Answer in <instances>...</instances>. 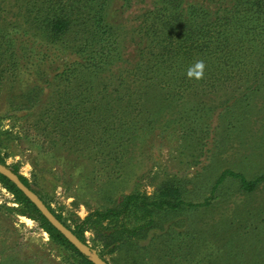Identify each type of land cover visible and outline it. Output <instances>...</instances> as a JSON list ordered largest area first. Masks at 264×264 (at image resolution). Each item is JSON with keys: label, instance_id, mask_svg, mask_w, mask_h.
Returning a JSON list of instances; mask_svg holds the SVG:
<instances>
[{"label": "rangeland", "instance_id": "374dc122", "mask_svg": "<svg viewBox=\"0 0 264 264\" xmlns=\"http://www.w3.org/2000/svg\"><path fill=\"white\" fill-rule=\"evenodd\" d=\"M29 1L0 0V51L7 56L10 50L17 53L22 47L16 38L23 32L26 45L37 48L21 71L9 74L0 90V156L5 164L17 167L35 194L71 227L74 220L113 206L129 194L154 201L161 199L163 188L181 186L182 200L193 206L183 205L168 215L158 211L159 217L136 212L105 223L106 231L85 232L89 247L108 264H125L129 246L144 253L146 264H153L149 254L159 255L158 264H165L170 257L160 252L161 243L172 247V256L178 255L172 258L174 264H264V181L251 193L243 192L235 179L216 185L225 170L248 180L264 173V62L259 57L263 38L245 36L246 56L237 59L230 72L218 70L215 63L207 68L202 82L184 92L177 87L183 68L171 74L162 68L158 77L170 81L164 97L147 86L146 80L156 74L146 60L153 52H162V46L154 47L153 32L160 28L155 30L149 23L158 24L164 12L157 11L169 5L165 0H107L103 19L113 29L120 55L96 71L86 63L74 64L81 62L64 48L81 50L82 40L91 35L88 19L83 25L73 17L70 32L54 41L42 33ZM181 3L184 10H205L208 19L233 5L230 0ZM239 19L245 28L227 30L232 39L236 29L240 34L255 23L246 15ZM71 64L73 73L66 70ZM5 66L3 62L0 70ZM65 92H71V98ZM78 104L84 105L82 110ZM77 105L76 113L68 112ZM207 107L210 132L201 136L202 119L197 113ZM61 109L66 113L60 114ZM59 115H63L62 123L45 126L40 121ZM149 121L154 129L144 134L151 128ZM174 123L186 129L178 126L170 131ZM188 133L203 137L205 152L196 164L182 153L181 135ZM204 201L209 205L195 206ZM134 229L145 233L132 237ZM109 230L120 238L105 248ZM0 264L80 263L53 243L36 221L23 215L0 184Z\"/></svg>", "mask_w": 264, "mask_h": 264}, {"label": "trees", "instance_id": "16d2710c", "mask_svg": "<svg viewBox=\"0 0 264 264\" xmlns=\"http://www.w3.org/2000/svg\"><path fill=\"white\" fill-rule=\"evenodd\" d=\"M232 2V8L228 12L223 13L215 19H211L209 14L202 9H197L196 7H191L189 9L181 8V0H165L166 5L163 11L164 15L159 16L158 24L153 21L149 26L153 28H160L156 33L153 32L155 36V49L157 46H162L161 54L154 53L152 58L146 60L147 65H151L154 69L152 72L156 74L153 78H148L147 86L153 90H156L167 97L168 94H163V90H168L170 87V81H167L163 77H158V73H162V68L168 70V73H172L173 70L183 68L184 76L178 79L179 85L177 87L182 88L181 91L184 92L188 88H192L196 82H202L203 79H189L186 76V72L189 66L194 65L195 61L203 60L206 64V69L204 71V76L206 75L207 68H210L217 63V69L228 73L231 67H235L239 58L245 57V47L244 43L249 44L245 36L250 35V37H262V42L264 41V0H230ZM107 0H71V5H69L68 0H31L28 3L35 8L36 19L40 22L42 33L49 36L55 41L61 39V36L65 33L70 32L73 27V17L80 19L81 24H85L88 19L91 35L88 34L84 37L80 46L78 47H64L69 50L75 57L76 61H80L83 64L86 63L88 68L96 69L104 68L105 65L110 63L113 59H116L120 55V51L117 48V41H115V35L112 27L104 22L103 11ZM246 15L247 18L255 20V23L250 24L249 28L243 33H238L236 29L235 37L232 39V35L227 30L232 31L233 26L245 28V24L241 23L239 16ZM160 26V27H158ZM221 30V32L219 31ZM224 33V34H223ZM25 32L20 33L16 38L17 42L20 44L17 53L10 50L8 56L0 51V68L3 62H6L4 69L0 70V90L4 87L5 83L9 80V74L12 75L18 71L22 70L24 63L29 61L28 55L30 52L36 50V46L28 47L29 42L27 40ZM162 34V40L158 41V36ZM28 43V44H27ZM27 44V45H26ZM157 45V46H156ZM252 48L253 45H250ZM1 48V47H0ZM11 49V48H10ZM83 49H89L90 52H82ZM263 50L259 54V57L264 62V43ZM6 58V59H3ZM73 64V65H74ZM72 64L67 67L66 70L69 72H75V68ZM193 71L195 68L193 67ZM64 71L63 73H66ZM82 73L83 70H80ZM165 74H163L164 76ZM16 76V75H15ZM175 76V75H174ZM203 76V78H204ZM84 77V75H83ZM175 77H173L174 79ZM185 82V83H182ZM183 87H181V85ZM66 98H71V92H65ZM64 104L65 100H60ZM71 104V103H66ZM83 109L84 105L78 104ZM78 105L75 108L70 109L68 112L72 114L76 113ZM60 106V105H59ZM147 109V108H146ZM47 111L44 112V114ZM66 113L65 109H61L60 114ZM211 109L206 108L205 112L200 114L197 113L200 120L202 119V125L199 130V135L204 136L210 129L206 122H209ZM203 115V116H202ZM64 120L63 115L53 116V117H43L41 121L42 124L47 126L49 123H62ZM148 127L144 134L150 132L154 129V123L149 121ZM179 126L180 130H185L186 128L180 126L176 123L168 127L170 131L174 132V129ZM89 131V129H86ZM187 131V130H186ZM181 135L183 150L182 153L187 161L193 164L199 162L201 155H204L205 146L201 142L203 137H194V135ZM184 163L186 160H183ZM189 163V164H190ZM0 164L5 165L9 170L18 176L22 183L31 189L28 180L18 173L17 167L7 166L0 156ZM226 179H235L239 182L240 189L245 193L253 192L257 186L264 181V173L258 177L248 180L244 175L234 172L232 170L223 171L218 179L217 183L221 184ZM0 184L13 196L14 203L20 207V211L23 215H26L30 219L36 221L40 227L51 239V241L58 246L71 252L79 261L80 264H92L88 259L81 255L58 231H56L39 213V211L34 207V205L2 174H0ZM172 186L165 187L160 192L161 199L148 201L144 196L139 194H129L124 196L120 201L110 207H102L101 209H95L88 213V215L80 220H74V225L71 227L67 224L66 220L59 213H56L48 204L43 200V203L48 207V209L54 214V216L61 221L67 228L71 229L72 232L83 242H86L85 232L87 230L94 229L95 231H106L103 226L105 223L116 222L122 218H127L130 214L140 212L145 215L157 214L160 216L158 211L163 212L164 215L175 213L185 204L182 200V195L184 194L183 189L180 187ZM174 186V187H173ZM32 190V189H31ZM34 192V190H32ZM36 193V192H34ZM209 202L204 201L202 204L195 205L196 207L208 206ZM193 206V205H191ZM152 207L151 209H148ZM153 220L151 219L147 226H151ZM149 229V228H148ZM141 231V230H140ZM141 232H135L132 230L130 236L140 238L145 233V230ZM129 233V232H128ZM106 238L109 241L106 243L105 248H109L115 244L120 238L118 234L109 230L106 234ZM121 246V245H120ZM158 249L153 248L152 251L156 252ZM160 252H163L164 256L170 257L165 264H174L172 258L178 257L177 254L172 256V247L165 243H161ZM125 264H146L144 263V253L136 251L135 248L126 247L125 251ZM188 253H185L186 256ZM102 258L103 256L99 254ZM151 256V262L153 264L159 263V255L149 254ZM180 256V255H179ZM178 263V262H177ZM175 263V264H177ZM150 264V263H149Z\"/></svg>", "mask_w": 264, "mask_h": 264}, {"label": "water", "instance_id": "95a60500", "mask_svg": "<svg viewBox=\"0 0 264 264\" xmlns=\"http://www.w3.org/2000/svg\"><path fill=\"white\" fill-rule=\"evenodd\" d=\"M0 174L4 175L39 211L44 219L58 231L81 255L85 256L92 264H108L99 254L91 249L87 243H83L71 229L67 228L48 209L43 201L5 165L0 164Z\"/></svg>", "mask_w": 264, "mask_h": 264}, {"label": "clouds", "instance_id": "9594fccd", "mask_svg": "<svg viewBox=\"0 0 264 264\" xmlns=\"http://www.w3.org/2000/svg\"><path fill=\"white\" fill-rule=\"evenodd\" d=\"M193 67L195 68V71H193ZM205 69H206V64L203 60L195 61L194 65L189 66L186 72V76L189 79H196V80L203 79Z\"/></svg>", "mask_w": 264, "mask_h": 264}]
</instances>
